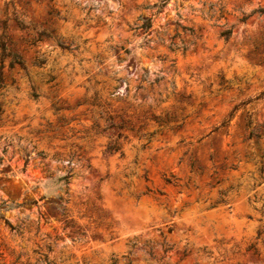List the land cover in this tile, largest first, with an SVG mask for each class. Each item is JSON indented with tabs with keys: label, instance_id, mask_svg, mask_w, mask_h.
<instances>
[{
	"label": "rangeland",
	"instance_id": "rangeland-1",
	"mask_svg": "<svg viewBox=\"0 0 264 264\" xmlns=\"http://www.w3.org/2000/svg\"><path fill=\"white\" fill-rule=\"evenodd\" d=\"M158 1L0 0V264H264V0Z\"/></svg>",
	"mask_w": 264,
	"mask_h": 264
},
{
	"label": "trees",
	"instance_id": "trees-1",
	"mask_svg": "<svg viewBox=\"0 0 264 264\" xmlns=\"http://www.w3.org/2000/svg\"><path fill=\"white\" fill-rule=\"evenodd\" d=\"M168 0H160L158 2H155L153 4H149L147 6H145V8H155V11L152 13V15H155L159 12V9H161L163 6L166 5ZM207 13L209 15V17H213L216 15V19H219L220 17L223 16V7L214 3H210L207 9ZM253 13H257L258 15H262L264 13V9L263 8H254L252 9L250 12L246 13V12H241V16L238 17L236 20L237 22L240 23H244L246 21V19L252 15ZM152 15L151 16H143V17H139L140 23L136 26L137 28L142 29L143 31H147L151 26H152ZM18 25L20 27H25L23 22H18ZM222 28L219 30V36L222 37L224 40H227L231 34H232V29L234 24L230 25L229 27H223L224 24L221 25ZM182 30L184 33H188L190 35H194L195 34V29L193 27H185V26H181ZM52 36V31L50 30H42L40 31L37 36L32 37L29 41V43L34 44L36 41L40 40L43 37H50ZM174 36H179V34L176 32L172 37ZM57 44L61 47V48H67L69 49L68 45H65L63 42L57 40ZM175 43L170 39L169 41V46H174ZM181 47V49L183 51H185L187 49V44L184 42V40H180V45H178ZM0 57L1 59H3L4 57H9V63L8 66L9 68H12L14 65H18L21 69H23L26 72V64L25 61L23 60V58L15 51L10 50L7 46L4 40H2L0 38ZM44 62V58L42 56H35L32 63L36 64V65H41ZM27 73V72H26ZM145 76L143 75L144 79ZM54 79V77H50L49 79L46 80V82L52 81ZM160 78L156 77L154 78L153 82H158ZM151 83V82H150ZM2 84V77L0 75V85ZM33 95L36 96L37 93L33 92ZM264 97V91L257 93L256 95L252 96V97H248L245 100H242L241 102H239L234 108L233 110L237 109V108H243L245 107L247 104L253 102V101H259L260 99H262ZM154 119L156 120V122H158V124H161V122L163 121V119L160 116H153ZM251 118H252V112H248L246 114V126L249 127V131L247 134L248 138L254 137L257 141V139L260 137L261 131L258 128H250V124H251ZM106 120V125L103 127V130H108L110 128H114L117 130V134L116 136H112L110 135V141L107 144V151L109 152H113V151H120V154H122L121 151V145L119 142V139L121 137H126V135H124V133L121 131L122 129L128 128L124 122H119V123H115L113 122V117L112 115H107L105 117ZM228 120H224L222 121L221 125H224ZM179 126V125H177ZM2 161V157H0V163ZM260 170H263L264 167L261 166L259 168ZM67 175L62 176L60 179H66ZM144 178L146 179V175L144 174ZM167 182L171 181V178H166ZM11 207V205H8L5 201L1 202L0 204V211L2 210H7ZM0 218H3L1 212H0ZM72 221V220H70ZM4 222L10 227V229H14L15 226H13L7 219H4ZM19 257H16L15 261H18ZM41 264H51L52 261L47 257V255H43L42 259H41Z\"/></svg>",
	"mask_w": 264,
	"mask_h": 264
}]
</instances>
